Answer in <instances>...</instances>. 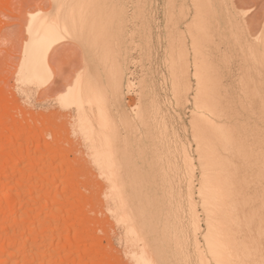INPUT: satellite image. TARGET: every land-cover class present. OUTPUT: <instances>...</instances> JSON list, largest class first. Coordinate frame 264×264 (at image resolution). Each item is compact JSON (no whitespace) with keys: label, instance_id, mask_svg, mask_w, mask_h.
<instances>
[{"label":"rangeland","instance_id":"rangeland-1","mask_svg":"<svg viewBox=\"0 0 264 264\" xmlns=\"http://www.w3.org/2000/svg\"><path fill=\"white\" fill-rule=\"evenodd\" d=\"M33 18L70 26L45 64L28 62ZM183 43L189 71L179 83ZM47 64L49 81L22 77L45 76ZM88 64L104 82L121 69L122 104L109 117L86 94L83 124L80 105L64 97ZM0 84L13 120L56 145V163L82 184L93 230L84 243L105 261L216 264L201 192L225 180L239 211L233 232L249 248L241 262L264 264V0H9L0 7Z\"/></svg>","mask_w":264,"mask_h":264},{"label":"bare ground","instance_id":"bare-ground-1","mask_svg":"<svg viewBox=\"0 0 264 264\" xmlns=\"http://www.w3.org/2000/svg\"><path fill=\"white\" fill-rule=\"evenodd\" d=\"M0 7L8 8L9 0H0ZM39 20L33 18L32 21L31 19L32 25L28 32H31L32 35L30 41L33 44V49L30 51L33 54L30 53L32 58L28 62H44L45 64L55 48L67 39L66 36H70L71 31L65 20L60 23L54 21L55 25L47 24L45 21L44 23L39 22ZM60 28L65 34L61 33ZM178 52L179 64L176 65V81L180 83L189 71L188 51L185 43L181 44ZM87 66L82 85H79L74 91L70 89L64 97L66 102L71 97L78 103H76V107L80 105L78 111L81 112L79 114H81L82 120L79 118V122L84 120L83 124L90 117L83 107L86 94L89 101L92 98L102 100L105 109L108 110L109 117H111L113 107L117 110L122 104L121 69L118 67L114 71H109L107 81L104 82L102 75L96 70L97 68L92 70L90 64ZM45 68L47 72L45 76L37 71H26L29 73H25V75L23 71L22 77L27 76L26 80H30L31 83L43 77L46 79L42 80L49 81L52 66L47 64ZM52 75L54 76V74ZM180 77L182 78L180 79ZM72 106H74L73 103ZM11 110L13 107L10 106L0 86V264H111L107 259L105 261L106 256L101 249V251L98 250L99 248L93 250L92 246L95 243H84L85 240L93 236L91 234L93 230L90 228L92 221L90 222L86 209L90 202L87 196L86 202L83 198L85 194L82 195L83 192L79 191L82 184L78 187V183L70 178L75 177L74 173L71 176L73 169L72 172L70 169L64 170L62 167L64 160L61 161L62 163H56L55 160L61 157L58 153L60 151L55 152L58 150L57 146L49 144L50 142L41 143L42 133L33 130L25 131L24 125L27 120H13ZM206 119L208 120V118ZM83 124L81 128H84ZM88 127L86 126L85 130L92 131L93 126L89 125ZM48 129L52 131L51 127ZM48 129L47 131H49ZM52 133L55 132L52 131ZM57 136L58 134L52 135V139L55 140L53 144H57ZM84 138L86 140V137ZM92 141L94 140L92 139ZM184 158L189 161L191 157L186 153ZM224 181L217 180L207 183L202 188L203 206L207 213L210 230V238L207 243L216 264H241L246 262L243 256L245 258L249 256L244 253L249 248L248 245H245V241L244 244L242 240V243H239L240 241L238 242L233 232V226L238 223L239 211L235 201L231 199V194L227 191L228 185ZM194 206L192 210H195L196 206ZM194 213L196 214H192L196 216L197 212L194 211ZM218 218L225 220L222 219L223 222H220ZM194 222L196 224V221ZM197 224L200 223L197 221ZM243 248L248 250L245 251ZM140 263L154 264V260L151 255L147 257L142 255Z\"/></svg>","mask_w":264,"mask_h":264}]
</instances>
